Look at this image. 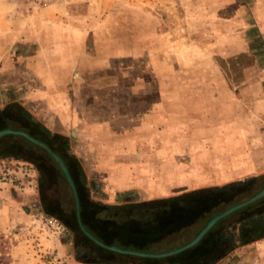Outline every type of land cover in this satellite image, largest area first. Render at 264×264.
Returning a JSON list of instances; mask_svg holds the SVG:
<instances>
[{"label":"rangeland","instance_id":"374dc122","mask_svg":"<svg viewBox=\"0 0 264 264\" xmlns=\"http://www.w3.org/2000/svg\"><path fill=\"white\" fill-rule=\"evenodd\" d=\"M239 2L0 0V61L10 44L5 35L50 7L76 5L73 12L91 23L86 31L99 34L88 41L101 59L87 75L84 93L88 113L109 127L110 135L82 138L78 157L66 139L91 201L113 213L122 208L143 216L149 208L161 209V218L162 209H173L181 195L228 192L233 186L231 194L248 197L261 189L264 82L243 89L264 77V40ZM40 158L16 164L22 171L15 179L6 165V171L1 168L0 264H178L179 256L141 261L87 254L86 245H77L82 239L76 224L58 206L65 183ZM40 169L45 178L38 183ZM199 198L204 197L182 200L194 205ZM66 199L64 210L71 208ZM204 223L197 221L178 236L188 241ZM174 227L162 228L141 248L154 252L169 241L178 245L180 238L168 232ZM229 245L233 249L213 264H264V233ZM135 247L130 251H138Z\"/></svg>","mask_w":264,"mask_h":264},{"label":"crops","instance_id":"0c3cea01","mask_svg":"<svg viewBox=\"0 0 264 264\" xmlns=\"http://www.w3.org/2000/svg\"><path fill=\"white\" fill-rule=\"evenodd\" d=\"M239 1L243 10H248L252 24L264 40V0ZM75 6L50 7L40 15L31 17L29 24L20 22L14 28V33L5 35V41L10 43L8 48L11 45L13 47L6 49L7 55L0 61V110L12 104L19 105L31 121L49 134L68 139L69 152L78 157L81 152L78 150L84 147L80 143L82 138L92 139L97 135L106 137L110 135V130L96 123V118L91 117L87 110L84 93L87 75L94 72L101 59L98 50L96 52L94 47H88V41L99 34L86 31L91 23L79 12H73ZM242 25L246 26V21H242ZM89 63L90 69L87 70ZM263 82L264 77L261 76L245 87L243 92ZM20 136L12 133L0 137V171L2 167L5 170L6 165L14 173L12 179L19 177L22 171V167L16 164L31 165L37 157H42L39 149L23 141ZM8 165H13V168ZM37 173L40 183L45 175L42 172L41 177ZM198 232H193V238ZM208 245L206 238L202 248L196 247L191 253L179 254L178 261L203 264L202 259L208 255L204 250H207ZM232 249L221 246L223 253L217 259H222Z\"/></svg>","mask_w":264,"mask_h":264},{"label":"trees","instance_id":"16d2710c","mask_svg":"<svg viewBox=\"0 0 264 264\" xmlns=\"http://www.w3.org/2000/svg\"><path fill=\"white\" fill-rule=\"evenodd\" d=\"M5 128H15L21 130L30 138L46 145V148L48 150H50L52 153H55L62 160V163L65 166L72 183L74 184L77 209L75 208V202L72 195L73 193L70 189L69 184L64 179L62 170L60 169L57 162L52 159L44 149L40 148V146L33 144L20 136L23 141L39 149L42 152V157L40 159L45 163L46 166H54L57 173L62 177L65 185L61 187L63 196L61 195L59 197L58 206L64 211L63 214L67 217L66 220H69L70 222L72 220L76 224V231L79 233L80 238L82 239V241L78 240L79 244L77 245H86L88 248L87 251L89 252L87 254L94 255L96 253L101 257L104 256L113 259L131 257L134 259L137 258L141 261L162 260L160 258H141L140 256L122 255L112 251H108L102 248L100 245L90 241L81 232L80 225L85 232H87L91 237L102 242L103 245H113L122 250H132L131 247L136 245L134 250L141 251L142 253L160 254L171 251L181 245L183 246L190 241L188 240L183 242L178 235H180L181 232L182 234H185V230H188L189 228H195L194 223L196 222L193 221V211L196 212V221H205L202 226H199L198 230L196 228L195 231L198 232L202 228H204L209 219L214 217V215L220 212L222 213L228 208L249 199L255 192L260 189L259 188L255 190L254 193L249 195L248 197H242L243 194H231L233 193V186L230 187V189L232 190L226 188L228 192H226L222 188H216L213 190H203L188 195H181L180 197H178L180 203H178V205L173 209H162V211L166 212V214L164 213L161 218L157 217L159 212L161 213V209L156 210V208H149L148 212L143 216L142 214H138L136 212H134V214L132 215L129 210L122 208H115L117 210H115L116 212L113 213L112 208L103 207L99 203L95 201L93 202L88 198L85 191V183L81 178V174L78 169L74 168L71 162V157L66 149L67 143L65 138H62V136H57L55 134H49L39 124L31 121L27 113L24 112L23 109H21L19 105L16 104H12L0 110V130ZM41 173L42 170L40 169L39 174L42 177ZM261 188H264V184L263 186H261ZM64 192L68 193L69 201L71 204V208L68 210L66 206V209L64 210V205L67 200L66 198H68V196L65 195ZM221 193L226 197H222L220 195ZM193 195H199L206 198H199V200H197L196 204L194 205L193 202L191 203L192 200L190 202L182 200ZM61 202L63 204V207L61 205ZM255 204L256 207L254 209H251ZM94 206H99L100 208L98 210H95ZM114 224L116 225L115 227L113 226ZM259 226H262V228L264 227V197H261L253 201V203L237 209L236 211L232 212L222 219L220 218L196 245L167 258H172L178 256L179 254L183 255L191 253L192 250H194L196 247H199V249L202 248L201 245L202 243H204L206 238L209 243L212 240H215V251L219 248L218 243H220V246L223 247L226 241L231 242L233 239H236L239 243L243 244L247 241L244 237V233H247L255 227ZM167 227H174L170 231H168L170 235L166 234V236L169 235L172 237H177V239L180 238L181 242L178 245H173L171 244L172 241H169L170 243L168 244V246L164 247V249L154 252H147L146 250L141 248V246L143 247L145 245H149L150 241H154L152 237L155 236L156 232L159 233L162 228L164 229ZM163 231L165 234V230H162V232ZM191 238H193V236L190 237V239ZM84 252L86 251L83 248L81 250V257L86 255ZM194 255L195 254L193 251V256Z\"/></svg>","mask_w":264,"mask_h":264},{"label":"water","instance_id":"95a60500","mask_svg":"<svg viewBox=\"0 0 264 264\" xmlns=\"http://www.w3.org/2000/svg\"><path fill=\"white\" fill-rule=\"evenodd\" d=\"M19 134L21 135L24 139H26L27 141L33 143V144H36L38 146H40V148L44 149L47 154L52 158L54 159L57 164L59 165L60 169L62 170V174L64 176V179L66 180V182L69 184L70 186V189L74 195V202H75V208L77 209V203H76V195H75V191H74V184L72 183L70 177H69V174L65 168V166L63 165L62 163V160L59 158V156H57L55 153H52L50 150H48L46 148V145L42 144V143H39L37 141H35L34 139L30 138L28 135H26L25 133H23L22 131L20 130H9V129H3L0 131V137L3 136V135H7V134ZM261 197H264V188H261L260 190H258L255 194H253V196H251L249 199L237 204V205H234L230 208H228L227 210L223 211L222 213H218L216 215H214V217H212L211 219H209V221L206 223V225L204 226V228H202L198 233L197 235L192 239L190 240L187 244L185 245H181L179 247H176L175 249L171 250V251H168V252H164V253H160V254H146V253H141V251H130V250H122V249H119L115 246H106V245H103L102 242H100L99 240L91 237L87 232L84 231V229L82 228V226L80 225V230L81 232L90 240L92 241L93 243H96L98 245H100L102 248L108 250V251H112V252H115V253H118V254H122V255H130V256H140L141 258H164V257H169V256H173L175 255L176 253L178 252H182L188 248H191L192 246H194L200 239L201 237L209 230L211 229L214 224L221 218H224L225 216L231 214L232 212L236 211L237 209H240L250 203H253V201L261 198Z\"/></svg>","mask_w":264,"mask_h":264},{"label":"flooded vegetation","instance_id":"af4514ba","mask_svg":"<svg viewBox=\"0 0 264 264\" xmlns=\"http://www.w3.org/2000/svg\"><path fill=\"white\" fill-rule=\"evenodd\" d=\"M62 209V208H61ZM197 216L195 217L194 219V222H197ZM261 233H264V227L262 228V226H259V227H255L254 229H252L251 231L247 232V233H244V237L245 239L247 240L246 242H251L254 241V239H257L259 238L260 234ZM215 241V240H214ZM213 240L209 243V245L207 246V250H204L206 252V254H208L207 256H204V258L202 259V262L203 264L204 263H209V262H212L214 263L215 262V259H217L223 252L221 251V246H220V243H218V249L215 251L214 250V245H215V242ZM231 242L230 241H226L224 243V246L226 248L230 247V244ZM216 249V248H215ZM214 250V252H213ZM170 257V256H169ZM167 257H164V258H160V259H165ZM178 261V260H177ZM194 262V260H192ZM178 264H191L189 263L188 261H185V262H182V261H178L177 262ZM193 264V263H192Z\"/></svg>","mask_w":264,"mask_h":264},{"label":"built area","instance_id":"2783aa9c","mask_svg":"<svg viewBox=\"0 0 264 264\" xmlns=\"http://www.w3.org/2000/svg\"><path fill=\"white\" fill-rule=\"evenodd\" d=\"M45 1H49V0H45Z\"/></svg>","mask_w":264,"mask_h":264}]
</instances>
